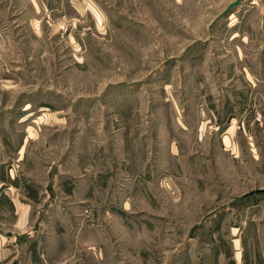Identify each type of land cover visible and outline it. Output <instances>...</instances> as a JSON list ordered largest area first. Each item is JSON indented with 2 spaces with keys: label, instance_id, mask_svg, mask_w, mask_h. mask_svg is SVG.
Masks as SVG:
<instances>
[{
  "label": "rangeland",
  "instance_id": "rangeland-1",
  "mask_svg": "<svg viewBox=\"0 0 264 264\" xmlns=\"http://www.w3.org/2000/svg\"><path fill=\"white\" fill-rule=\"evenodd\" d=\"M243 257H264V0H0V264Z\"/></svg>",
  "mask_w": 264,
  "mask_h": 264
},
{
  "label": "crops",
  "instance_id": "crops-1",
  "mask_svg": "<svg viewBox=\"0 0 264 264\" xmlns=\"http://www.w3.org/2000/svg\"><path fill=\"white\" fill-rule=\"evenodd\" d=\"M242 263L243 264H258V263L259 264H264V257L262 259H261V257H259V259L248 258L247 262H246L245 258L243 257Z\"/></svg>",
  "mask_w": 264,
  "mask_h": 264
},
{
  "label": "water",
  "instance_id": "water-1",
  "mask_svg": "<svg viewBox=\"0 0 264 264\" xmlns=\"http://www.w3.org/2000/svg\"><path fill=\"white\" fill-rule=\"evenodd\" d=\"M239 3V2H238Z\"/></svg>",
  "mask_w": 264,
  "mask_h": 264
}]
</instances>
